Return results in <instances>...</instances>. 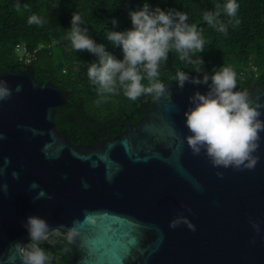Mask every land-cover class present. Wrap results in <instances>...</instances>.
<instances>
[{"label":"water","instance_id":"1","mask_svg":"<svg viewBox=\"0 0 264 264\" xmlns=\"http://www.w3.org/2000/svg\"><path fill=\"white\" fill-rule=\"evenodd\" d=\"M0 79L11 89L0 101V264H21L14 245L33 215L76 228L64 264H264V133L251 170L194 155L184 113L208 85L163 82L136 122L74 144L54 121L69 90L35 79L29 63ZM247 91L264 104V82ZM177 217L195 231L169 227Z\"/></svg>","mask_w":264,"mask_h":264},{"label":"trees","instance_id":"2","mask_svg":"<svg viewBox=\"0 0 264 264\" xmlns=\"http://www.w3.org/2000/svg\"><path fill=\"white\" fill-rule=\"evenodd\" d=\"M145 0H0V71H22L25 63L14 52L18 42H24L34 52L30 64L34 78L45 83L51 79L59 89L70 91L62 106L56 108L54 121L74 144H95L101 138L115 136L124 122L134 123L142 115V107L152 108L153 95L145 94L129 100L117 85L113 93H102L87 77V67L96 57L85 51L76 52L67 39L72 13H79L88 35L106 45L117 58L118 47L107 40L112 28L111 18L118 21L116 30L131 27L129 10L139 8ZM151 6L186 12L189 23L197 26L205 40L201 55L204 71L209 75L222 67L232 68L241 83L237 88L249 89L253 83L264 82V0H238L237 18L240 23H228L223 11L219 19L228 24V31L218 32L203 20L205 11H215L225 0H147ZM37 15L41 25L27 23ZM59 48V49H57ZM214 55V57H213ZM219 59H222L220 61ZM195 58V56L193 57ZM194 75L193 65L178 59L173 49L159 72L163 82L173 81L177 71ZM248 70L249 73H248ZM248 73V74H247ZM142 83L147 84L144 80ZM51 243L41 246L52 257L51 264H64L71 254V242L63 235L50 234Z\"/></svg>","mask_w":264,"mask_h":264},{"label":"clouds","instance_id":"3","mask_svg":"<svg viewBox=\"0 0 264 264\" xmlns=\"http://www.w3.org/2000/svg\"><path fill=\"white\" fill-rule=\"evenodd\" d=\"M239 7L238 0H225L222 5H216L215 11H205L203 20L226 35L228 24L219 19L221 11L230 18L228 23L238 25ZM128 16L130 28L116 30L118 21L112 17V28L107 32V40L122 53V57L117 58L105 44L91 38L86 27H81L83 20L79 13L71 14L67 39L72 48L76 52L86 50L96 57L87 67L89 80L102 93H113L119 85L132 101L145 94L159 97L167 91V85L159 78L160 64L167 61L168 53L174 49L180 61L193 65L194 72L201 74L177 71L172 78L177 87L183 88L186 82L208 85L206 93L197 91L189 98L194 106L184 113V123L191 133L186 136L187 145L194 155L203 152L215 168L253 169L260 159L255 153L260 147L261 133H264V119H261L264 104L253 102L247 90L237 88V74L232 68L222 67L211 75L203 70L205 62L196 54L204 52L205 40L197 26L188 22L186 12L151 6L145 0L139 8L129 10ZM43 22L35 14L27 20L35 25ZM144 80L148 83H142ZM16 90H20L19 85ZM10 96L7 82L0 79V101ZM181 224L191 231L196 229L186 217L170 221L169 227ZM22 227L28 240L14 245L21 264H51L52 257L41 246L42 242L50 244L53 232L63 235L68 242L77 235L74 226L53 229L43 217L34 215L26 217Z\"/></svg>","mask_w":264,"mask_h":264},{"label":"built area","instance_id":"4","mask_svg":"<svg viewBox=\"0 0 264 264\" xmlns=\"http://www.w3.org/2000/svg\"><path fill=\"white\" fill-rule=\"evenodd\" d=\"M14 52L18 54L19 59L25 64H30L32 58L35 57L34 52L30 51L24 42H18L14 46Z\"/></svg>","mask_w":264,"mask_h":264},{"label":"rangeland","instance_id":"5","mask_svg":"<svg viewBox=\"0 0 264 264\" xmlns=\"http://www.w3.org/2000/svg\"><path fill=\"white\" fill-rule=\"evenodd\" d=\"M57 49H59V48H57ZM213 57H214V55H213ZM216 58H218V57H216ZM218 59H219V58H218ZM219 60L222 61V59H219ZM249 71H250V70H248V73H249ZM248 73H247V74H248ZM238 80H239V79H237V84H238V83H241V82L238 81Z\"/></svg>","mask_w":264,"mask_h":264},{"label":"flooded vegetation","instance_id":"6","mask_svg":"<svg viewBox=\"0 0 264 264\" xmlns=\"http://www.w3.org/2000/svg\"><path fill=\"white\" fill-rule=\"evenodd\" d=\"M241 90H247V89L242 87ZM66 260H67V259H66Z\"/></svg>","mask_w":264,"mask_h":264}]
</instances>
